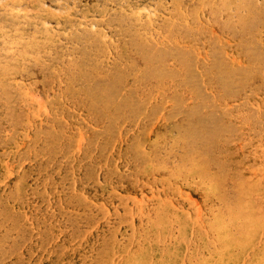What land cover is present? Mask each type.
<instances>
[{
    "label": "rangeland",
    "instance_id": "rangeland-1",
    "mask_svg": "<svg viewBox=\"0 0 264 264\" xmlns=\"http://www.w3.org/2000/svg\"><path fill=\"white\" fill-rule=\"evenodd\" d=\"M0 28V264H264V0H0Z\"/></svg>",
    "mask_w": 264,
    "mask_h": 264
},
{
    "label": "bare ground",
    "instance_id": "bare-ground-1",
    "mask_svg": "<svg viewBox=\"0 0 264 264\" xmlns=\"http://www.w3.org/2000/svg\"><path fill=\"white\" fill-rule=\"evenodd\" d=\"M241 8V7H240ZM241 11V10H240ZM45 13V12H44ZM42 16V15H41ZM139 16V15H138ZM24 17V16H23ZM17 18H19V17H17ZM32 18V17H31ZM45 18V17H44ZM14 19V18H13ZM35 19V18H34ZM40 20H41V18H39ZM39 19H37V20H39ZM20 20V19H19ZM23 20V19H22ZM32 21V20H31ZM36 22V21H35ZM28 24H29V22H27ZM34 23V22H33ZM20 24V23H19ZM25 25V24H24ZM27 25V24H26ZM20 26V25H19ZM19 26H18V28H19ZM2 27V26H1ZM17 27V26H16ZM21 27V26H20ZM17 28V29H18ZM35 28V27H34ZM1 29V28H0ZM27 29V28H26ZM42 31V30H41ZM20 35V34H19ZM160 43V42H159ZM143 59V58H142ZM180 71V70H179ZM138 72V71H137ZM134 74V73H133ZM152 75V74H151ZM239 75V74H238ZM56 77V76H55ZM158 78V77H157ZM129 83V82H128ZM61 86V85H60ZM125 86V85H124ZM177 91H179V90H177ZM151 97V96H150ZM147 104V103H146ZM89 114H91V113H89ZM102 119V118H101ZM83 126V125H82ZM28 130V129H27ZM65 132V131H64ZM175 136V135H174ZM145 139V138H144ZM192 145V144H191ZM179 146V145H178ZM176 147V146H175ZM12 170V169H11ZM78 178V177H77ZM57 179V178H56ZM33 183V182H32ZM39 185V184H38ZM3 186V185H2ZM41 187V186H40ZM46 187V186H45ZM25 188V187H24ZM64 188V187H63ZM92 188V187H91ZM12 190V189H11ZM22 191V190H21ZM87 193V192H86ZM88 194V193H87ZM37 201V200H36ZM12 202V201H11ZM14 234V233H13ZM32 234V233H31ZM25 245V244H24ZM87 261V260H86ZM85 262V261H84Z\"/></svg>",
    "mask_w": 264,
    "mask_h": 264
}]
</instances>
